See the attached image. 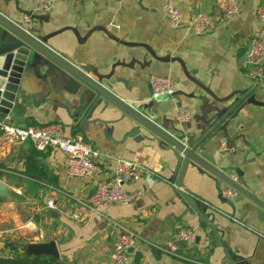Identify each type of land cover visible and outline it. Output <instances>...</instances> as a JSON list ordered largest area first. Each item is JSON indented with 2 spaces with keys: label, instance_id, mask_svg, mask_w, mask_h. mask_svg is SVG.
<instances>
[{
  "label": "crops",
  "instance_id": "0c3cea01",
  "mask_svg": "<svg viewBox=\"0 0 264 264\" xmlns=\"http://www.w3.org/2000/svg\"><path fill=\"white\" fill-rule=\"evenodd\" d=\"M167 1L53 0L51 10L43 15L49 18L43 33L72 27L83 36L90 28L101 26L117 40L95 30L79 41L67 29L49 43L69 62L95 67L123 58L126 50L121 41L144 43L158 56L180 58L187 71L218 98L237 93L229 101L214 100L185 77L176 60L156 63L142 72L118 68L114 73V93L133 104L152 98L151 76L169 77L176 88L173 99L161 95L163 99L154 101L153 109L177 128L202 139L204 152L214 159L218 170L264 200V108L245 104L230 121V136H241L231 150H226L222 131L213 132L222 114L233 110L239 97L253 93L256 100L264 101V81L253 82L245 66L251 37L264 27V0H237L240 8L236 15L227 22L215 21L200 35L169 25L163 9ZM171 1L184 21L200 10L216 16L220 11L221 0ZM16 2L19 12L15 0H0V7L27 26L23 16L34 14L39 0ZM39 74L27 69L19 89L22 96H17L25 102L6 118L19 126L62 123L66 134L80 133L101 152L138 162L145 170L125 184L126 190L139 192L129 204H108L97 212L90 211L86 203L95 181L109 176L107 160H100V170L93 176L72 177L67 173L65 156L49 149L34 158L40 175L34 179L22 172L33 146L28 142L6 145L0 140V180L9 191L22 196L20 201L38 202L37 218L27 223L31 236L6 241L16 245V251L23 254L26 244L54 242L57 256L40 255L53 258L51 264H113V244L124 229H129L136 234V243L127 264H264V224L248 198L197 165L188 163L174 176L176 161L148 133L131 129L130 121L120 120V112L113 109L105 115L96 112L87 121L74 116L76 97L65 93L49 72L39 69ZM180 112L189 115L187 121L177 119ZM223 191L234 194L226 197ZM47 199H52L57 217L47 216ZM178 225L194 229L196 239L193 243L179 242L176 252L170 253ZM205 240L207 246L203 245Z\"/></svg>",
  "mask_w": 264,
  "mask_h": 264
},
{
  "label": "water",
  "instance_id": "95a60500",
  "mask_svg": "<svg viewBox=\"0 0 264 264\" xmlns=\"http://www.w3.org/2000/svg\"><path fill=\"white\" fill-rule=\"evenodd\" d=\"M6 5V3H4ZM15 8L19 12L15 0ZM30 15L31 22L23 25L16 17L8 15L0 7V113L8 115L11 111L22 108L25 98L19 93L24 73L30 68L36 76H40L39 69L45 70L53 75L57 85L64 87L65 93L76 97L77 104L74 107V116L84 117L89 120L94 113L105 115L110 110L120 112V120L128 119L131 129L143 130L150 135L158 147L168 151L170 157L176 161L174 176L186 165L200 166L226 182L237 192L248 198L254 204V211L257 219L264 224V200L258 198L248 190L245 185L232 180L229 176L218 170L214 159L206 154L203 149V140L195 139L193 134L186 133L177 128L171 121L159 116V110L153 109V102L163 99V95L151 98L147 102L133 104L119 98L114 93V73L118 68L132 71H145L156 63L178 61L185 77L194 83L198 88L206 92L214 100L229 101L235 94L231 93L225 98H218L208 86L202 84L186 69L185 64L177 57H161L147 44L137 42L121 41L120 44L126 51L123 58L115 60L111 64L104 63L102 67L91 65L73 64L68 61L65 55L56 52L49 43L50 39L64 30H72L79 41L85 40L95 30H102L109 38L117 40L106 28L101 26L92 27L83 36H79L76 29L72 27L60 28L58 30L43 33L44 24L49 22L48 16ZM37 22V23H36ZM36 24V26H35ZM126 57H129L126 61ZM242 94V93H238ZM22 101V102H21ZM235 108L227 111L226 115L217 114L220 118L219 124H215L213 132L222 131L226 143V150L233 148L234 142L241 136L233 138L227 131L230 121L235 119L239 110L245 104H254L264 108V101L256 100L253 93L246 97H239L235 102ZM161 143L165 146H161ZM223 152H220L222 154ZM9 195V187L0 180V197ZM47 216L57 217L58 214L53 208L47 210ZM23 257L52 255L57 256L58 252L54 242L26 244Z\"/></svg>",
  "mask_w": 264,
  "mask_h": 264
},
{
  "label": "built area",
  "instance_id": "2783aa9c",
  "mask_svg": "<svg viewBox=\"0 0 264 264\" xmlns=\"http://www.w3.org/2000/svg\"><path fill=\"white\" fill-rule=\"evenodd\" d=\"M53 0H39L35 15H46L52 7ZM237 0H221L220 11L216 16L208 11H197L184 21L178 7L169 0L164 5V13L169 25L174 28L184 27L191 32L200 35L206 33L215 21L227 22L239 12ZM264 21V12H261ZM25 23H30V15L23 16ZM248 77L259 84L264 81V27L254 31L247 51L245 61ZM151 97L169 95L171 99L176 88L169 77L151 76L149 78ZM187 113H179L177 119L187 121ZM6 116L0 113V140L6 145H19L30 143L39 151L54 149L65 156L66 170L72 177H90L100 170L99 162L105 159L110 164V172L107 178L95 181L92 193L88 198L86 207L90 211H99L108 204L127 205L133 201L138 191H128L125 184L140 175L145 168L138 162L116 156H109L99 149L90 145L80 133L66 134L64 125L59 122L19 126L8 123ZM148 174V173H147ZM234 192L223 191V196H231ZM52 199L45 200L44 206L53 207ZM196 232L190 227L177 226L174 234V242L170 245V253L176 252L178 243H193ZM136 243V234L129 229H124L116 239L112 249L113 264H127L130 259V251ZM204 246L208 241L203 242ZM13 250L8 249L6 253L11 254Z\"/></svg>",
  "mask_w": 264,
  "mask_h": 264
},
{
  "label": "rangeland",
  "instance_id": "374dc122",
  "mask_svg": "<svg viewBox=\"0 0 264 264\" xmlns=\"http://www.w3.org/2000/svg\"><path fill=\"white\" fill-rule=\"evenodd\" d=\"M6 120L8 123H13L8 118ZM15 194L18 193L11 189L7 197H0L2 199L0 202V246L7 240L17 242L30 237V228L27 223L37 218L38 202L33 200L22 202Z\"/></svg>",
  "mask_w": 264,
  "mask_h": 264
},
{
  "label": "trees",
  "instance_id": "16d2710c",
  "mask_svg": "<svg viewBox=\"0 0 264 264\" xmlns=\"http://www.w3.org/2000/svg\"><path fill=\"white\" fill-rule=\"evenodd\" d=\"M39 151L35 149L34 147L31 149L30 154L25 160L24 170L22 171L24 174L28 175L31 178L38 179L40 175H38V166L36 163H34V158L38 155ZM20 200L22 199V196L16 195ZM2 199L0 198V202ZM6 248L14 250L13 253L8 254L4 253ZM53 258L43 259L40 256H28L23 257L22 253L16 251V245H14L11 242H6L3 248L0 250V264H51L54 262Z\"/></svg>",
  "mask_w": 264,
  "mask_h": 264
}]
</instances>
